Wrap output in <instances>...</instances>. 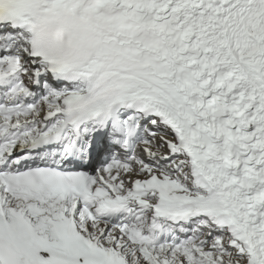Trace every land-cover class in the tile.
I'll return each instance as SVG.
<instances>
[{
  "label": "snow or ice",
  "instance_id": "6c2138e0",
  "mask_svg": "<svg viewBox=\"0 0 264 264\" xmlns=\"http://www.w3.org/2000/svg\"><path fill=\"white\" fill-rule=\"evenodd\" d=\"M0 264H264V0H0Z\"/></svg>",
  "mask_w": 264,
  "mask_h": 264
}]
</instances>
